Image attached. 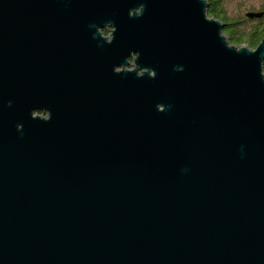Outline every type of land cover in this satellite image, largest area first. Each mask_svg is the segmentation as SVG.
Masks as SVG:
<instances>
[{
	"label": "water",
	"instance_id": "1",
	"mask_svg": "<svg viewBox=\"0 0 264 264\" xmlns=\"http://www.w3.org/2000/svg\"><path fill=\"white\" fill-rule=\"evenodd\" d=\"M207 8L0 0V264H264V36Z\"/></svg>",
	"mask_w": 264,
	"mask_h": 264
},
{
	"label": "rangeland",
	"instance_id": "2",
	"mask_svg": "<svg viewBox=\"0 0 264 264\" xmlns=\"http://www.w3.org/2000/svg\"><path fill=\"white\" fill-rule=\"evenodd\" d=\"M216 1L218 2L217 5L221 13L225 15V17L228 19L227 20L228 22L234 23V26L238 31L248 32L251 28H253L255 25L259 23V20H252V19L248 20V18L245 16L246 12L264 10V0H216ZM213 17L219 19L215 16ZM223 33L226 34L224 29H223ZM243 44L248 45L251 48H254V45H250L246 42H244Z\"/></svg>",
	"mask_w": 264,
	"mask_h": 264
},
{
	"label": "trees",
	"instance_id": "3",
	"mask_svg": "<svg viewBox=\"0 0 264 264\" xmlns=\"http://www.w3.org/2000/svg\"><path fill=\"white\" fill-rule=\"evenodd\" d=\"M216 0H208V15L215 16L219 18L221 22L225 23L224 31L228 35L230 42L236 45L243 44L244 42L250 45H256V43L261 40L264 36V17L259 20V23L251 28L248 32L245 31H238L236 30L234 23L228 22L227 18L223 13H221L220 9L218 8ZM226 21V22H225ZM237 23V22H236ZM108 30H103V33L106 34ZM263 71H264V63H263Z\"/></svg>",
	"mask_w": 264,
	"mask_h": 264
},
{
	"label": "flooded vegetation",
	"instance_id": "4",
	"mask_svg": "<svg viewBox=\"0 0 264 264\" xmlns=\"http://www.w3.org/2000/svg\"><path fill=\"white\" fill-rule=\"evenodd\" d=\"M261 11H263V16H262V17H264V10H261ZM248 12H250V11H248ZM251 12H256V11H251ZM245 14H246V13H245ZM262 17H261V18H262ZM247 18H248V17H247ZM261 18H248V20H249V19H252V20H258V19H261ZM105 30H108V29H105ZM108 32H110V31L108 30ZM108 32H107V33H108ZM107 33H106V34H107ZM106 34L103 33V35H106ZM259 41H260V40H259ZM259 41H258V42H259ZM258 42H257V43H258ZM257 43H256V45H257ZM256 45H255V46H256Z\"/></svg>",
	"mask_w": 264,
	"mask_h": 264
}]
</instances>
